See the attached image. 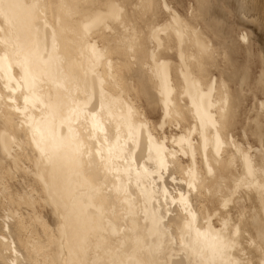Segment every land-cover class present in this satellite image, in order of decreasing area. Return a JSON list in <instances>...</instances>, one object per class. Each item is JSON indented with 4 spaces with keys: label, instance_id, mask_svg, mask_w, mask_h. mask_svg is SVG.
<instances>
[{
    "label": "bare ground",
    "instance_id": "1",
    "mask_svg": "<svg viewBox=\"0 0 264 264\" xmlns=\"http://www.w3.org/2000/svg\"><path fill=\"white\" fill-rule=\"evenodd\" d=\"M188 1L186 7L184 0H0L5 5L0 9V264H264V196L259 188L264 184V0H230L243 31L238 35L227 31L212 0ZM242 51L247 63L240 66L234 57ZM172 53L176 66L168 60ZM160 64L167 67V97L153 75ZM193 82L198 90L189 87ZM101 89L115 100L101 117L110 143L117 141V129L120 142L128 138L123 116L132 106L144 156L151 136L155 146L167 150L168 167L155 177L154 187L146 182L137 186L134 176L117 180L112 175L102 194L89 201L85 178L92 184L103 178L86 168L81 176L67 168H38L33 134L63 151L53 134L68 137L70 127L78 130L75 122L68 123L71 109L86 93L99 109ZM133 92L149 108L158 101L169 118L186 122L179 137L168 140L179 143L185 159L165 143L167 136L154 134ZM56 100L62 107L55 118L38 125L41 115H47L42 110ZM201 111L218 127L202 129ZM105 132H98L101 139ZM181 137L192 141L191 148L179 142ZM241 151L250 158L253 175ZM8 161L21 164L20 171L30 177L27 183L33 188L26 197L9 191ZM193 164L197 180L190 189L187 173ZM241 181L252 186L237 187ZM121 182L128 183L131 202L116 191L114 185ZM181 194L194 219L180 204ZM89 203L94 206L85 208ZM39 205L49 208L53 228L40 218ZM23 206L26 212H21ZM189 220L191 228L186 227ZM233 240L235 246L225 247ZM5 242L15 245V251Z\"/></svg>",
    "mask_w": 264,
    "mask_h": 264
},
{
    "label": "snow or ice",
    "instance_id": "2",
    "mask_svg": "<svg viewBox=\"0 0 264 264\" xmlns=\"http://www.w3.org/2000/svg\"><path fill=\"white\" fill-rule=\"evenodd\" d=\"M5 5L0 2V9H3ZM11 7V5H8ZM167 7V4L163 5ZM112 8L119 12L118 5H112ZM171 11V10H169ZM174 20L179 21V17L174 16ZM89 27L88 25L85 26ZM167 27V26H165ZM182 35V33H179ZM53 47H55V41L53 42ZM205 50L207 46H205ZM97 59H100V56L95 53ZM154 76L158 77L160 80L162 94L167 97L171 94V88L169 85L167 67L166 65L160 64L157 65L154 73ZM103 84V81H101ZM190 88H197L198 86L193 82L189 86ZM28 97H25L27 102ZM115 103L114 99H109L106 97L103 89H101L100 100H99V109L96 107L94 98L91 94L86 93L85 98L81 101L75 103V107L71 109V117L68 118V123L71 124L75 122L77 124L78 130H73L71 127L69 131L71 135L68 137L65 136H55L53 134L52 139L56 141L57 149L54 150L49 144L48 138L36 136L35 132L33 134V142L35 143L36 149L39 152V159L37 161V167L39 168L41 164L51 168L53 172H56L59 169L67 168L73 175L81 176L84 169L86 168L88 172L93 173L97 177H102L103 182L100 180L97 183L92 184L90 181L85 178L84 183L88 186V199L91 201L96 195L102 194L106 184L112 175H115L117 180H122L123 176L135 177L137 181V186H140L142 182L151 184L155 186V177L161 175L163 171L168 167L166 160L164 158L166 149L163 148V145L155 146L152 141V137L149 136V154L147 157L144 156L143 147L140 146V140L137 135V129L133 125V119L136 117V112L134 107L128 106L127 111L123 116V123L128 127L129 133L128 138L123 142H120L119 129H117V141L115 143H110L108 139V133L105 132L101 117L104 115L106 109H109L110 106ZM170 103L166 100V104ZM225 104L227 101L224 102ZM62 107L59 100H56L49 105L45 106L43 111H47V115L42 114L40 120L37 121L38 125H46L50 123L49 117L52 119L55 118L56 112ZM264 107V105H262ZM201 117V127L207 128L209 125L213 128H217L218 125L212 119V117L204 111L200 112ZM141 125L140 127H144ZM98 132H105L104 138L98 135ZM203 134V133H202ZM182 145L184 143L188 144V147L191 148L192 141L189 139L185 141L181 137L179 141ZM207 143V139L205 141ZM173 143H177L174 139ZM215 144L217 151H219L222 146V141L220 139L219 132L215 135ZM138 146L139 151H138ZM239 150V149H238ZM262 155H264V135L261 136V149ZM187 155V153H185ZM175 156V152L172 153ZM240 155L243 157L247 167L248 174L253 175L254 169L250 158L246 153L240 152ZM140 160H143V163H139ZM261 172L264 173V160L261 161ZM211 171V169H209ZM188 187L190 189L194 188L197 180V173L195 171V165L188 169ZM43 179V176L40 177ZM175 179V177H173ZM241 185L251 187V184H247L245 181H241L237 187ZM118 193H122L125 199L129 202L133 200V197L129 193L128 183L121 182L120 184L114 185ZM262 196H264V184L259 185ZM147 195V193H144ZM165 196H167V190L165 189ZM176 201H173L175 203ZM180 204L183 205L184 210L188 212L189 216H192L194 219V214L191 210V205L188 202V198L183 194L180 195ZM227 201H225V206H227ZM91 203L85 206L93 207ZM159 211V210H157ZM98 214L103 217V212L100 209H97ZM227 223V222H226ZM186 227H192V220L187 222ZM7 235V233H5ZM225 247L235 246V241L224 242ZM261 251L264 252V228L261 230ZM5 246L8 247L9 251H15V245L5 242ZM19 255V254H17ZM9 264H16V261H11ZM21 264H32L31 260H23ZM51 264V262H48ZM227 264H244L241 261H231L229 260Z\"/></svg>",
    "mask_w": 264,
    "mask_h": 264
},
{
    "label": "rangeland",
    "instance_id": "3",
    "mask_svg": "<svg viewBox=\"0 0 264 264\" xmlns=\"http://www.w3.org/2000/svg\"><path fill=\"white\" fill-rule=\"evenodd\" d=\"M186 7L188 6V0H184ZM212 8L213 11L216 14V16H219L220 18L225 19L226 23L228 24L227 31L230 33L232 32L234 35L242 34V30L238 29V26L240 24L239 19L234 16L232 13V9L234 4L230 0H212ZM230 2V3H229ZM232 2V3H231ZM222 16V17H221ZM227 16V17H226ZM238 19V20H237ZM243 43V42H242ZM173 54V53H172ZM171 56H168V60H172L176 66V54H173ZM235 59L238 60V64L244 65L247 63V56L244 51L242 52H236V55L234 57ZM129 69H134V67H130ZM124 72L127 74L129 77V81H132L134 83V79H131L132 70L125 69ZM170 74L172 76V82L174 85H176V80L174 78V70L170 71ZM137 87V85H136ZM131 92V91H130ZM133 99L137 105H139L141 108L144 109L148 121H150L151 128L154 132V134L158 137H163L167 136L168 138L165 140V143L170 144L175 150H176V155L180 159H185V156L182 152H180V147L179 143H173V142H168L171 137H179L181 134L180 132L183 131L182 126L186 124V122H181V124L177 123L175 118H169L166 114L165 111L163 110L162 104L158 101L157 103L151 108L148 107L146 104L145 100L137 95L135 92L132 93ZM180 133V134H179ZM20 163L25 164L26 166L28 165V162L26 159H21ZM21 164L15 165L12 162H7L5 163V169L8 170L7 172V179L10 181V187L9 191H11V194L15 196H23L26 197L27 194H29V190L32 186L28 185V183L31 184V179L28 175L24 174L25 172L20 171ZM25 175V176H22ZM28 179V181H27ZM21 180L22 183L19 181ZM26 180V181H25ZM30 180V181H29ZM19 182V183H18ZM25 182V184H24ZM28 182V183H27ZM33 182V181H32ZM33 188V187H32ZM36 189V187H35ZM37 194V193H36ZM38 203L41 204V200L37 199ZM24 208V206H23ZM22 208V209H23ZM21 209V212H26V208L24 210ZM38 214L40 215V218L47 223V225L51 228L55 226V222L53 220V217L51 216V213L49 211L48 207L39 205L37 208ZM35 229V227H34ZM37 229V228H36Z\"/></svg>",
    "mask_w": 264,
    "mask_h": 264
}]
</instances>
